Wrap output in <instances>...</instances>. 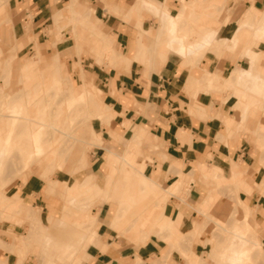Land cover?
Here are the masks:
<instances>
[{"label":"rangeland","instance_id":"374dc122","mask_svg":"<svg viewBox=\"0 0 264 264\" xmlns=\"http://www.w3.org/2000/svg\"><path fill=\"white\" fill-rule=\"evenodd\" d=\"M68 1L49 0L50 16L32 28L18 0H0V27L6 26L0 38V264H84L91 245L106 248L100 237L107 233L132 245L162 238L168 246L162 258L177 252L162 264H264V218L255 213L264 204L258 198L264 173L255 181L240 161L222 175L217 165L201 163L209 189L192 201L195 216L187 224L181 211L171 217L163 206L170 195L186 201L191 176L177 170L164 186L144 172L145 151L156 147L145 126L135 125L125 138L102 132L115 114L106 86L112 69L122 72L135 60L147 73L170 52L195 60L211 50L233 61L228 74L204 71L190 79L206 91L230 89L239 121L224 118L227 134L253 146L254 168L264 170V0H181L174 13L164 2H147L142 8L158 16V25L149 21L148 27L141 25V7L130 15L107 11L137 27L127 54L107 21L89 9L90 0H74L73 13L63 11L53 22ZM230 19L229 33L221 34ZM239 190L257 196L251 201ZM192 242L202 244L196 252Z\"/></svg>","mask_w":264,"mask_h":264},{"label":"crops","instance_id":"0c3cea01","mask_svg":"<svg viewBox=\"0 0 264 264\" xmlns=\"http://www.w3.org/2000/svg\"><path fill=\"white\" fill-rule=\"evenodd\" d=\"M73 1L69 0L61 7L62 9L59 8L53 13V22L55 17L56 24H58L63 11L73 13ZM90 1L93 6L85 2L84 4L89 5V9L99 13L101 18L107 21L110 35L113 39L115 37L122 53L127 54L133 48L134 37L138 36L137 27L134 23L108 12L130 15L132 10L140 11L142 9L140 12L142 15L141 25L148 27L146 23L149 25V21H153L155 26L158 25V16L142 8L147 2L155 4L156 0ZM157 1L161 6L164 2L168 11L174 13L181 0ZM18 2L22 4L23 18L32 22V28H36L50 16L51 3L49 0H18ZM159 14H161L160 11ZM234 21L230 19L229 27L221 31V34L229 33ZM5 29V24H1L0 38ZM28 37H30L29 34L26 35V39ZM142 39L143 36H140L139 46ZM238 61L236 60L235 63L244 67ZM232 66L233 61L230 58L216 56L211 50H205L195 60L185 59L181 55L170 52L157 69L143 73L142 64L131 60L128 69L117 73L112 69L106 79L107 88H111L113 92L108 96L115 114L102 132L109 138L110 130H115L122 132L121 136L124 137L126 133L130 136L135 125L143 124L145 126L149 134L154 136L156 147L153 151H145L150 159L146 161L144 172L146 174L153 173L155 179H158L159 183L164 186L178 177L177 170L191 176V180L188 182L186 201L179 202L176 195H170L163 206V212L171 217L177 211H181L187 224L195 216V210L191 207L192 201L198 200L209 189L201 178L199 170L201 163L217 165L218 174L222 175V173H228L232 161H240L245 165L247 174H252V179L255 181L259 180L264 173L261 165L254 168L258 152H253V146L244 144L240 137L235 138L231 134H227L224 118L231 117L233 121H239L238 111L231 107L236 98L230 89H208L206 91L195 88L190 79L200 78L204 71L226 76ZM55 68H58L57 61ZM196 102L202 106V109L195 108ZM124 120L129 121L128 128L123 126ZM173 164H177V167ZM91 173L97 175L94 172ZM141 178L145 180L147 176L141 174ZM23 194L28 195L30 192L27 190ZM238 195L251 201L257 196L255 192L248 195L242 190L238 191ZM258 198H264V196L260 195ZM33 202H35L34 199ZM253 204L256 203L253 202ZM263 207L264 204H261V207L258 205L255 207V213L260 212L261 219L264 218ZM100 238L104 241L101 243L106 248L101 250L97 248L98 246L91 245L92 248L87 250L88 260L84 264H125L134 257L140 258L141 264H162L163 259L174 260L177 258V252L174 249L169 251L165 258H162V255L168 251V246L162 238L156 235H151L144 243L136 245L122 243L115 236H109L108 233ZM193 245L194 248H192ZM201 245L199 242H192L190 248L196 252Z\"/></svg>","mask_w":264,"mask_h":264}]
</instances>
